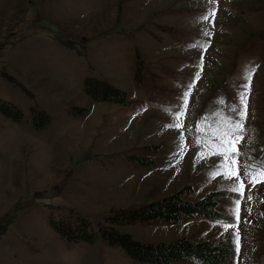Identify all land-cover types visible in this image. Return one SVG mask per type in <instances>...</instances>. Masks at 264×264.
Masks as SVG:
<instances>
[{
  "label": "rangeland",
  "instance_id": "374dc122",
  "mask_svg": "<svg viewBox=\"0 0 264 264\" xmlns=\"http://www.w3.org/2000/svg\"><path fill=\"white\" fill-rule=\"evenodd\" d=\"M252 68L240 155L228 158L244 182L240 222L225 231L236 224L237 180L226 178L217 145L239 120ZM87 77L127 102L92 99ZM1 104L22 120L0 112V264H149L101 237L70 242L49 217L81 215L96 228L117 209L184 186L189 200L232 193L217 198L226 219L183 215L116 229L145 243L228 238L233 264H264V184L244 175L264 161V0H0ZM34 112L49 125L35 127Z\"/></svg>",
  "mask_w": 264,
  "mask_h": 264
},
{
  "label": "trees",
  "instance_id": "16d2710c",
  "mask_svg": "<svg viewBox=\"0 0 264 264\" xmlns=\"http://www.w3.org/2000/svg\"><path fill=\"white\" fill-rule=\"evenodd\" d=\"M84 91L97 101L126 103V94L120 89L96 78H85ZM3 104V103H2ZM0 105V112L22 120V112L10 104ZM33 124L43 128L49 125L50 117L44 112H34ZM39 120V121H38ZM150 163V160H142ZM186 186L155 201L139 206L117 209L94 228L92 221L81 215H60L54 218L51 213L49 223L62 237L70 242H93L97 237L108 245L118 247L132 259L149 264H174L191 262L193 264H233L236 249L230 239H206L196 241L187 237H178L167 242L145 243L132 238L126 232H120L116 226L128 224L180 223L183 215L197 218L221 219L226 216L219 211L218 197L233 196L227 191H210L197 200H189Z\"/></svg>",
  "mask_w": 264,
  "mask_h": 264
},
{
  "label": "snow or ice",
  "instance_id": "6c2138e0",
  "mask_svg": "<svg viewBox=\"0 0 264 264\" xmlns=\"http://www.w3.org/2000/svg\"><path fill=\"white\" fill-rule=\"evenodd\" d=\"M211 16H215V13H210ZM208 16H205L204 19H208ZM255 72V68L249 69L246 71V80L247 83L243 85L244 91L240 93L239 100L241 104V108L238 110L239 120L233 121L231 124V130L230 131H224L220 134V140L221 143L217 145V148L221 150V154L223 155V167L225 170L226 178L228 179H236L237 183L236 185L231 189L232 192L237 194V199L234 202V205L231 209V215L235 218L236 224L232 225L229 223H225L222 225L225 231H228L231 227L238 226L240 222V201L243 197L244 192V182L243 180H239V164L238 160H232L231 163H229V156L232 157H239V149L237 147L240 140L243 139V137L237 136L236 133L243 129V121L247 116V99H248V93L251 90V82H252V74ZM198 75V74H197ZM191 87V86H190ZM187 96L188 93H184L185 102L183 105V108L181 111H178L176 113V123L174 125L175 128L180 129L182 127L180 123V117L184 114V110L187 108ZM234 111H237L234 109ZM169 127H173V125H169ZM197 131L199 132L200 129L197 127ZM231 138V139H229ZM196 143L200 144L202 143V140L198 137L196 140ZM181 150H183V145H181ZM235 167L237 170L233 171L232 168ZM248 170L244 172L245 176L251 177L250 182L252 183L253 187H255L257 184H264V161L259 163H250L245 166ZM248 199H251L249 196ZM236 237V243L237 247L239 246V232L236 231L234 233Z\"/></svg>",
  "mask_w": 264,
  "mask_h": 264
}]
</instances>
